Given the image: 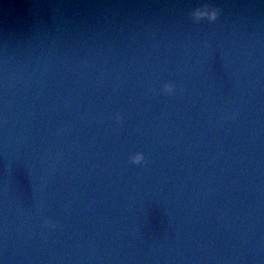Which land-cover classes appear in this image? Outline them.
<instances>
[{
    "label": "water",
    "instance_id": "obj_1",
    "mask_svg": "<svg viewBox=\"0 0 264 264\" xmlns=\"http://www.w3.org/2000/svg\"><path fill=\"white\" fill-rule=\"evenodd\" d=\"M0 264H264V0H0Z\"/></svg>",
    "mask_w": 264,
    "mask_h": 264
},
{
    "label": "clouds",
    "instance_id": "obj_2",
    "mask_svg": "<svg viewBox=\"0 0 264 264\" xmlns=\"http://www.w3.org/2000/svg\"><path fill=\"white\" fill-rule=\"evenodd\" d=\"M222 9L215 3H202L201 5L192 8L187 13V18L194 24H200L201 22H207L209 24H215L221 17ZM163 94L172 96L177 91V86L174 83L165 82L160 89ZM121 117L119 114L116 116L117 124H119ZM129 164L133 166H144L146 164V158L143 152L137 151L130 155L128 159ZM45 229L56 230L62 226L59 222H53L51 219L45 218L43 225Z\"/></svg>",
    "mask_w": 264,
    "mask_h": 264
}]
</instances>
